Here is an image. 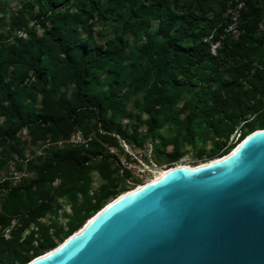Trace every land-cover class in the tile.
I'll return each instance as SVG.
<instances>
[{"label": "trees", "instance_id": "1", "mask_svg": "<svg viewBox=\"0 0 264 264\" xmlns=\"http://www.w3.org/2000/svg\"><path fill=\"white\" fill-rule=\"evenodd\" d=\"M243 1L240 35L225 36L216 54L204 39L223 31L226 0H21L14 11L2 7L8 30L0 34V171L12 152L24 156L17 147L22 130L32 146L76 129L96 138L88 148L44 150L27 163L32 177L0 182L3 229L18 214L35 220L71 208L63 214L66 229L56 222L39 228L36 247L0 236V264H26L54 248L127 190L116 188L106 157L97 161L105 145L119 146L117 136L140 149L149 139L151 152L170 160L180 156V143L190 144L209 160L264 127V0ZM121 153L126 164L135 161ZM92 170L105 181L91 194Z\"/></svg>", "mask_w": 264, "mask_h": 264}, {"label": "water", "instance_id": "2", "mask_svg": "<svg viewBox=\"0 0 264 264\" xmlns=\"http://www.w3.org/2000/svg\"><path fill=\"white\" fill-rule=\"evenodd\" d=\"M26 264H264V127L115 196Z\"/></svg>", "mask_w": 264, "mask_h": 264}, {"label": "rangeland", "instance_id": "3", "mask_svg": "<svg viewBox=\"0 0 264 264\" xmlns=\"http://www.w3.org/2000/svg\"><path fill=\"white\" fill-rule=\"evenodd\" d=\"M21 0H0V34L5 35L8 30V23L7 17L5 14L2 13L1 9L5 6V9L9 11L16 10L20 5ZM100 27V26H98ZM107 31H111L109 26H106ZM123 123H126V120H123ZM77 130V129H76ZM81 130V129H80ZM83 131V130H82ZM141 133H145V128L141 127L139 130ZM84 132V131H83ZM93 133V132H92ZM95 135V133H93ZM20 140L17 142L18 148H23V157H19L16 152H12L14 157L13 160L8 161L7 166L5 169L0 171V182L3 179H9L11 181L10 185H15L20 183L24 178H30L33 176V172L29 171L27 168V163L30 159H32L36 154L44 153V150L51 149L52 147L58 146L57 143L51 138H46L43 141H39L36 145L32 146L30 142V138L27 134L26 130H22L19 133ZM233 135L230 136L229 140H231ZM238 133L234 134L233 140L236 139ZM96 137V135H95ZM67 137H62L58 140L65 139ZM49 140L51 142L50 145H46V141ZM117 140L119 146H111L105 145V150L102 156L97 157V161L100 158L106 157L107 162L111 164V168L114 170L110 173V177L115 178L116 188H124V189H131L135 185L139 183H143L145 180L149 179L153 174L154 170L161 167H167L174 164H196L200 162L208 161V157L206 155H202L200 157H196L194 155L193 147L190 144L180 143V156L175 160H170L166 156L161 153H153L151 149L153 148L152 142L148 139L144 143V147L142 149L138 148L137 146L133 145L130 142H127L117 136ZM65 144V143H64ZM4 144H0V151H2ZM229 145V142L227 143ZM62 146V145H61ZM123 148L126 152L131 155L132 162L127 163V167H129L130 171L128 174L122 172L120 165L125 163L124 156L121 153V148ZM174 149L173 145H168L165 148V152L169 153L172 152ZM114 155V157H113ZM146 155V157L144 156ZM117 156L120 158V162H117ZM211 160V159H209ZM121 163V164H120ZM18 164L21 168L18 167ZM144 164V166H142ZM144 170L140 172V167ZM91 179H92V187L90 193L92 194L95 189L105 181V179L101 176V174L96 171L92 170L90 172ZM45 203L48 202V199L44 201ZM56 203V201H53ZM70 205H64L57 208V213H47L45 215L38 216L37 219L32 220L29 214L25 215H15L12 218V222L6 228L0 227V236H4L5 239H13V237H18V243L23 245L26 244V241L31 240V244L29 247H36L38 245L37 237H39V228L46 227L52 224L53 222L57 223L58 227H62L64 229L67 228V220L64 218V213H71ZM6 229V230H5ZM55 227L49 229L50 237L56 243L60 240L55 237ZM27 258H31L34 255L33 248H30L27 252H24Z\"/></svg>", "mask_w": 264, "mask_h": 264}, {"label": "built area", "instance_id": "4", "mask_svg": "<svg viewBox=\"0 0 264 264\" xmlns=\"http://www.w3.org/2000/svg\"><path fill=\"white\" fill-rule=\"evenodd\" d=\"M226 2V8L223 12V17L226 19V25L224 26L223 31L218 35V38H215L216 32L212 31L204 39V41L209 45V49L212 54L217 53L218 48L221 46V40L225 36L231 35L233 38H237L241 33L239 17L240 11L245 7V3L243 0H226ZM95 138L96 137L92 132L85 133L82 130L77 129L73 131L69 136H67V138L55 141V144L57 143V145L61 146L64 143H67L72 146H82L84 148H88L91 141ZM50 144L51 142L47 140L46 145L48 146ZM124 164L127 166L126 163ZM142 166H144V164ZM142 169L143 167H140V172L144 171Z\"/></svg>", "mask_w": 264, "mask_h": 264}, {"label": "bare ground", "instance_id": "5", "mask_svg": "<svg viewBox=\"0 0 264 264\" xmlns=\"http://www.w3.org/2000/svg\"><path fill=\"white\" fill-rule=\"evenodd\" d=\"M220 157V156H219ZM215 158H217V157H215ZM214 159V158H213ZM213 159H211V160H213ZM208 161H210V160H208ZM208 161H205V162H200V163H196V164H193V165H190V164H187V163H184V164H174V165H171V166H176V165H185V166H188V167H194V166H196V165H199V164H203V163H206V162H208ZM171 166H167V167H161V168H157L156 170H154V172H153V174L151 175V177L149 178V179H147L146 181H149V180H153V179H156V178H158L160 175H162L166 170H167V168H169V167H171ZM142 183H139V184H137V185H135L134 187H136V186H138V185H141ZM134 187H132V188H134ZM131 188V189H132ZM123 193V192H122ZM60 243V242H59ZM52 249V248H51ZM51 249H49V250H51ZM49 250H47V251H49ZM46 251V252H47ZM33 258V257H32Z\"/></svg>", "mask_w": 264, "mask_h": 264}]
</instances>
